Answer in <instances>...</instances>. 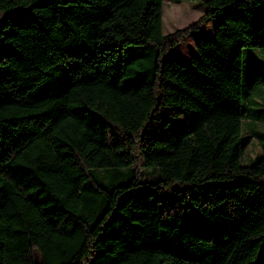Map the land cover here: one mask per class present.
<instances>
[{
    "label": "trees",
    "instance_id": "16d2710c",
    "mask_svg": "<svg viewBox=\"0 0 264 264\" xmlns=\"http://www.w3.org/2000/svg\"><path fill=\"white\" fill-rule=\"evenodd\" d=\"M165 1L205 15L164 34ZM0 21V264H264V154L242 162L264 0H0Z\"/></svg>",
    "mask_w": 264,
    "mask_h": 264
},
{
    "label": "rangeland",
    "instance_id": "374dc122",
    "mask_svg": "<svg viewBox=\"0 0 264 264\" xmlns=\"http://www.w3.org/2000/svg\"><path fill=\"white\" fill-rule=\"evenodd\" d=\"M205 15L204 7L199 2H164V34H173L177 30L185 29L197 22H199ZM226 14L220 16L217 19L209 20L195 30L185 40L184 43L170 49L169 59H176L181 63L191 66V59L193 56H197V50L195 47L196 42L200 38H214L215 29L219 23L224 20ZM259 105H264L263 101V89L258 87L255 93L252 95ZM263 127L259 128L262 130ZM244 140L247 142L244 153L242 156V162L244 165H250L257 158L263 156V149L258 140L255 139L253 133V126L246 122L244 129Z\"/></svg>",
    "mask_w": 264,
    "mask_h": 264
},
{
    "label": "water",
    "instance_id": "95a60500",
    "mask_svg": "<svg viewBox=\"0 0 264 264\" xmlns=\"http://www.w3.org/2000/svg\"><path fill=\"white\" fill-rule=\"evenodd\" d=\"M1 29H2V22L0 21V31H1Z\"/></svg>",
    "mask_w": 264,
    "mask_h": 264
}]
</instances>
